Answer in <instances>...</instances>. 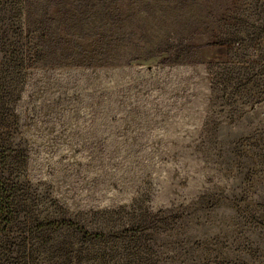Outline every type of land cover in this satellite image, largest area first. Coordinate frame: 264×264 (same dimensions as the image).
Here are the masks:
<instances>
[{"label":"rangeland","instance_id":"1","mask_svg":"<svg viewBox=\"0 0 264 264\" xmlns=\"http://www.w3.org/2000/svg\"><path fill=\"white\" fill-rule=\"evenodd\" d=\"M0 264H264V0H0Z\"/></svg>","mask_w":264,"mask_h":264}]
</instances>
